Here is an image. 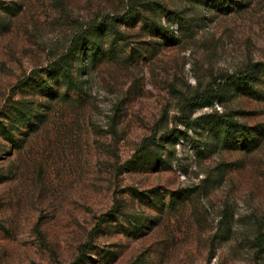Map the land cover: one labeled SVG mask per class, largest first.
Returning a JSON list of instances; mask_svg holds the SVG:
<instances>
[{
    "label": "rangeland",
    "instance_id": "374dc122",
    "mask_svg": "<svg viewBox=\"0 0 264 264\" xmlns=\"http://www.w3.org/2000/svg\"><path fill=\"white\" fill-rule=\"evenodd\" d=\"M226 1L0 0V264H264V82L223 83L264 0Z\"/></svg>",
    "mask_w": 264,
    "mask_h": 264
},
{
    "label": "trees",
    "instance_id": "16d2710c",
    "mask_svg": "<svg viewBox=\"0 0 264 264\" xmlns=\"http://www.w3.org/2000/svg\"><path fill=\"white\" fill-rule=\"evenodd\" d=\"M210 3L211 8L217 9V10H221V11H225L227 10L226 7V0H207ZM131 11L129 10L126 15L121 16V17H111L112 20H121V19H128L131 16ZM173 21H176L175 18L172 19ZM104 22H99L98 25H95L96 30H100L103 29L105 27ZM76 41V40H75ZM59 71L61 72L62 76H63V80L66 81L68 86H74V80L72 75L70 74V72L65 68V67H59ZM257 72H261L262 74V80L264 82V64H250L249 66H247L244 70L239 71L237 73L231 74V75H227L225 77H223V83L227 86H236L239 84H246L248 83V81H250L255 73ZM212 101H198L196 104L197 105H203V104H211ZM220 126L225 129V131H229L231 129H238L240 130L241 126L234 120L232 119H224L222 121H219ZM171 135H164L163 138L165 139H169ZM152 139L150 138H146L143 140L141 147L138 149L137 152H139V150H144L147 146L148 143H151ZM134 157H136V154L134 155ZM264 238V234H260L259 236L256 237V245L258 246V248H261L262 246V241ZM74 264V263H72Z\"/></svg>",
    "mask_w": 264,
    "mask_h": 264
}]
</instances>
